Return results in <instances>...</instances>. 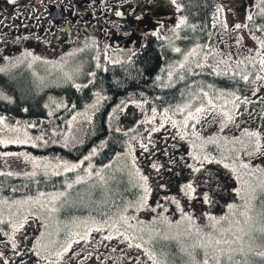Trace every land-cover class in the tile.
Returning a JSON list of instances; mask_svg holds the SVG:
<instances>
[{"label": "snow or ice", "instance_id": "1", "mask_svg": "<svg viewBox=\"0 0 264 264\" xmlns=\"http://www.w3.org/2000/svg\"><path fill=\"white\" fill-rule=\"evenodd\" d=\"M6 3L17 18L37 10ZM99 9L150 18L140 36L159 49L154 75L137 62L144 43L114 48L69 29V50L47 56L25 44L47 36L0 32L12 46L0 50V147H20L0 151V264H264V0ZM109 72L112 86L143 87L110 95ZM128 106L139 116L125 125Z\"/></svg>", "mask_w": 264, "mask_h": 264}, {"label": "rangeland", "instance_id": "2", "mask_svg": "<svg viewBox=\"0 0 264 264\" xmlns=\"http://www.w3.org/2000/svg\"><path fill=\"white\" fill-rule=\"evenodd\" d=\"M22 0H19V3ZM112 3H115V0H109ZM130 2H134V0H130ZM161 5L163 4V0H160ZM91 5V7H90ZM78 6L85 9V12H80L76 10ZM77 7H74L72 9V16H73V22L77 23H83L87 25L90 30L91 34L93 36H96L98 39H100L102 42H109L112 47L114 48H124V47H138L141 42L142 38L140 36L141 29H147L151 26V20L150 18H144L143 22L139 25L134 21L131 20L130 22L119 20L117 17L114 16V14L104 12L101 14L99 9V0H95V3H93V0H81L78 3ZM7 9V10H6ZM57 10H54L55 14L57 13H64L59 10V8H56ZM15 6H9L6 3V0H0V19L2 21L0 22V32H11L13 35L22 33L20 32V28L13 27V24L8 20L5 19V17H12L13 11H15ZM93 10H95V14H93ZM64 11V10H63ZM156 15L161 17H167V11L164 9L163 6H161L158 10H156ZM56 18V15H54V18L52 16H49L47 14H44L42 16H34V18H30V20H27L26 22V28L29 30H32L34 25V29L36 31H32L33 33L40 35L43 33L41 32L43 30V27L48 28L49 24L48 21L51 20L52 24L54 23ZM71 20L69 19L68 22ZM115 24H119L120 31H117V28L114 26ZM37 25H41L42 27L37 28ZM96 27V29H94ZM105 30H107L108 34H105ZM125 31H129L130 33V39L128 36L124 35ZM124 38V40H122ZM6 39H10V37H6ZM83 39V38H82ZM114 41H118V45L114 46ZM26 46L31 48L33 51H35L37 54L47 55L51 56L52 54L60 55L61 51H68L70 45L68 42L66 44H57V45H47L46 43H40L37 42L34 39L25 41ZM4 47H8L9 49L12 48L11 45H5L2 42V46L0 50H3ZM9 54H12L9 52ZM36 71H38L40 74H45V68L42 65H36ZM3 76V74H0V77ZM73 92L75 90H72ZM53 94H59V95H66L69 93H66L64 91H61L60 89H56ZM133 116V118H131ZM139 116V111L134 108V106H128V108L125 110V113L122 114L121 117V123L127 124L125 119L129 118L130 121L134 122V118H137ZM124 122V123H123ZM0 151H4L0 147ZM10 160H14V158H9ZM3 165V160L0 159V166ZM76 214H79L78 212ZM104 249H101V253H103Z\"/></svg>", "mask_w": 264, "mask_h": 264}, {"label": "flooded vegetation", "instance_id": "3", "mask_svg": "<svg viewBox=\"0 0 264 264\" xmlns=\"http://www.w3.org/2000/svg\"><path fill=\"white\" fill-rule=\"evenodd\" d=\"M81 0H22L20 2L21 5L24 4H28L30 5L28 8V11L31 12L32 11V7L36 6L37 10L34 13V16H42L44 14H47L49 16H52L54 18V15H56L55 21L53 23V25L56 26V30H49L48 32H44L43 30L41 32H43L41 34V37L43 36H47L48 39L51 41L52 45H57V44H66L68 42V37H69V29L71 30V34L73 36H79L80 39L84 38L85 35H90L92 32L90 30V28L83 24V23H77L73 22V16H72V9L74 7L78 6V3ZM110 2V1H109ZM112 3V2H111ZM66 5H68L69 7H65ZM56 8H59V10L61 12L64 13H57L55 14L54 10H57ZM7 10V9H6ZM19 10V9H16ZM15 10V11H16ZM64 10V11H63ZM80 12H85V9L78 6V8L76 9ZM10 19H8L12 24H17V25H21L20 27V32L22 31H36V29H34V25L32 24L33 28L32 30H29L28 28H26V22L27 20H30L29 17H27L26 15L24 17H8ZM71 20L70 22H68V20ZM119 20L122 21H127L130 22L132 19L130 17L125 16L124 18H118ZM2 21V19H0V22ZM1 24V23H0ZM64 28L63 32H60L59 29L60 28ZM46 27H43V29ZM49 28V27H48ZM96 29V27L94 28ZM53 36L56 37V39H53ZM124 40V38L122 39ZM47 44V43H46ZM49 45V44H47ZM114 46L118 45V41H114L113 43ZM2 46V42H0V48ZM101 251V249H100ZM103 258V257H101ZM93 260H95V257H93Z\"/></svg>", "mask_w": 264, "mask_h": 264}, {"label": "trees", "instance_id": "4", "mask_svg": "<svg viewBox=\"0 0 264 264\" xmlns=\"http://www.w3.org/2000/svg\"><path fill=\"white\" fill-rule=\"evenodd\" d=\"M141 43H144V49L141 51V53L137 57V62L139 64V66L141 67V70L143 72L144 77L147 78L150 75H154L155 74V72H154L155 68H157L159 66V49L156 48L155 43L153 41H149V42L145 43L144 40L142 39ZM139 46L137 48H139ZM115 71H116L117 75H121L119 68L115 69ZM17 75L21 76L22 78H28V77H30V72L27 68H22V69H19L17 71ZM5 79L6 78L4 76H1L0 77V84H3ZM111 79H112V74H111V72H109L108 76H107V80L105 81V87L108 89L109 94L113 95L115 97L123 96L125 94V88L127 89V91H132L137 86L143 87V80L134 79V80L127 82L125 85V88H117V87L112 86L110 84ZM76 95H80V94L77 93ZM13 114L15 115L16 113H13ZM22 118L32 119L33 116L31 114H29L27 117H22ZM131 118H133V116H131ZM100 120H101V116L98 115L97 116V126H98L97 127V134L98 135L100 134V132H99ZM125 121L128 124L130 122V119L126 118ZM127 124H125V125H127ZM88 146H90V145H88ZM24 147L28 151H33L34 154H48L47 152H44L43 150L37 151V150L31 149L30 146H24ZM1 148L3 150H7V151H18V150H20V147L15 146V145L7 146V147H1ZM83 150L86 151L87 148L84 147ZM49 151H55V152H59L61 154H64V152H65V150L61 149L58 146H52V148H50Z\"/></svg>", "mask_w": 264, "mask_h": 264}]
</instances>
